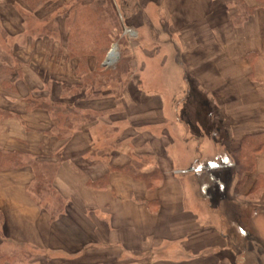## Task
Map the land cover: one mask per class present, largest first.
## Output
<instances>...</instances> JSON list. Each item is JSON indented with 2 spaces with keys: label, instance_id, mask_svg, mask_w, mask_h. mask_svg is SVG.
I'll return each mask as SVG.
<instances>
[{
  "label": "crops",
  "instance_id": "0c3cea01",
  "mask_svg": "<svg viewBox=\"0 0 264 264\" xmlns=\"http://www.w3.org/2000/svg\"><path fill=\"white\" fill-rule=\"evenodd\" d=\"M235 1L146 3L176 39L168 43L175 64L209 103L204 117L218 114L196 127L186 110L166 111L168 98L140 82L137 94L84 105V91L68 92L80 80L66 39L26 36L18 2L0 0V153L25 161L0 167L1 255L13 264H229L225 230L240 214L241 261L264 264V3L244 0L256 10L235 25ZM28 99L79 110V126L59 137L54 111L28 107ZM90 110L102 114L88 122L82 115ZM251 134L262 136V147L252 166L242 158L239 168ZM33 161L53 167L60 205L51 190L42 199L30 190ZM206 187L211 206L200 203Z\"/></svg>",
  "mask_w": 264,
  "mask_h": 264
},
{
  "label": "rangeland",
  "instance_id": "374dc122",
  "mask_svg": "<svg viewBox=\"0 0 264 264\" xmlns=\"http://www.w3.org/2000/svg\"><path fill=\"white\" fill-rule=\"evenodd\" d=\"M16 1L18 2L19 6V16L22 20L21 24L24 25L23 27L27 31L26 36L37 37L48 27H51L52 29L55 28L58 31L60 30V38L54 36L46 37H50L55 40L66 39V18L63 13L61 14L59 12H63V10L68 6H70L74 11V0ZM83 2L95 4L97 6L104 5L102 7H107V9L111 8L114 13H118V15L120 14L118 20L121 26L120 31L117 29L118 27L115 24L117 22V15H114L113 18L107 15L105 19L108 29H111V31H114V33L118 35L117 39L111 41V45L107 50L106 55L104 57L102 56L98 62L96 61L95 56H89L90 67L94 69L97 64V66L99 65V68H101V72H104L106 70L114 71L119 65L117 68V74L114 75L112 72H110L109 75H107L109 82H112L115 86V93L124 94L131 90L132 94H137L140 91L138 89V84L140 82L142 84H140L139 87L142 90L159 92L161 95L163 94L166 98H168L166 111H170L172 112L171 114H173V111H181L183 109L186 110V112H188V118L196 123V127H204V124L206 122L207 127H209L212 124L213 118L216 121H219L217 113H215L213 116L204 117V114H207L209 112L210 106L208 102H206V100L202 99V95H200L198 90L196 89V84L193 83V81L191 82L189 79H187L186 71L183 70V68L180 70L178 65L175 64L173 51L168 43L170 42V40L175 41L176 39L173 36L167 35L168 28L166 22L161 18V16L156 14V11L154 10L155 7L153 5L146 7V3L148 2V0H83ZM234 3L239 8V11L233 18V23L235 25L246 23L249 20L250 16L253 15L257 7L255 5V10L253 11V13L249 15L247 19L242 21V19H238L240 13H242L240 0H236ZM244 3L246 4V2ZM235 18L237 19L235 20ZM1 30L2 29L0 22V33L2 32ZM28 40L29 38H26V41ZM3 43L11 46L14 44V39H6L5 36L3 38ZM112 49H115V52L114 55L110 58L109 56ZM161 60H164L165 62L163 66L161 64ZM100 71L99 69L97 70L98 76L99 74L100 76H103ZM182 73L185 74L186 78L184 77V75L182 76ZM74 77L76 78V80H80L76 73ZM82 90L85 93H87L88 90V95L93 92L89 89ZM185 92H188V94L190 95V99L186 100L185 97L181 101L180 98L183 94H185ZM139 96L140 95H137L136 97L139 98ZM107 101L108 100H105L106 104H112V100H109L108 102ZM83 103L84 105H88L93 102L91 100H83ZM90 106L91 105H88V107ZM198 120H200L201 123H197ZM208 121H210L211 124ZM211 131L213 133L216 132L219 137L221 136L215 127H211ZM246 137H251V139L253 138V140H257L259 144L263 140L262 136L260 135L251 134ZM237 164L238 167L241 168V162H237ZM218 184H220V187L223 189L221 191L218 190V192L220 194L223 193L225 194V196H227L228 187L225 186L226 183L224 182V180L218 181ZM194 186L195 184L192 183V188L190 190L191 198L190 200L189 197L187 198L188 204L190 206L194 205L193 203H195L196 201V188H194ZM203 186L204 184L201 185V187ZM204 191L206 194L204 196L201 195L200 203L203 204V202H205L208 205V187H206ZM211 205L212 204L208 206ZM233 206L240 207L241 204L238 200H234ZM240 226V214H234L233 228L231 230H225L230 238L228 239V247L231 248L227 252H231L228 253V255H230V260L233 259V264H244L242 263L240 257L242 251L241 231L239 228ZM255 232L256 230H254V234ZM222 252L223 251L219 253ZM252 252L255 254L253 247ZM230 260H227L228 262L226 263L232 264V261L230 262Z\"/></svg>",
  "mask_w": 264,
  "mask_h": 264
},
{
  "label": "trees",
  "instance_id": "16d2710c",
  "mask_svg": "<svg viewBox=\"0 0 264 264\" xmlns=\"http://www.w3.org/2000/svg\"><path fill=\"white\" fill-rule=\"evenodd\" d=\"M258 1L264 3V0ZM74 3V11L70 6H68L63 10V12H59L61 14L63 13L66 18V46L69 51L70 58L78 60L75 73L80 78V81L75 83L71 90L68 88V92L70 91L72 94L79 95L83 93L82 89L92 90L93 92H91L89 95L88 90L87 93H85L86 100L91 101H96V99L106 97L123 98L124 94H117L114 92L115 86L112 82H109L107 77L110 72H112L114 75L117 74V68L119 65L114 71L106 70L101 72L99 65L97 66L96 64L95 68L92 69L89 64L90 55L95 56L96 61L98 62L102 56L104 57L106 55V52L111 45V41L117 39L118 35L114 33V31H111V29H108L105 19L107 15L112 18L114 15H117V22L115 24L118 27L116 28L120 31L121 26L118 21L120 14L118 15V13H114L111 8L107 9V7H102L104 5L97 6L95 4L84 3L83 0H74ZM240 4L242 6V13H240L238 19H242L243 21L253 13L255 7H250V5L245 4L243 0H240ZM236 19L237 18H235V20ZM50 28L48 27L43 33H40L39 36H54L60 38V30L58 31L55 28ZM98 69L103 74V76H100V74L98 76ZM26 101L28 103V107H44L50 109L52 113L54 111V126L58 125L56 130L58 131L59 137L63 136L62 132L60 131H68L73 126H75L76 123H78L79 126V119L81 116L79 115V110H76L75 108H70L69 106L59 108L57 106L50 105L49 102H46L45 100L28 99ZM100 114H102L101 111L90 110L89 114H84L82 116L83 118H87L88 122H92L96 120ZM72 115L73 121L71 119ZM243 143V148L237 154L238 161H241L243 158L244 161H247L248 165L252 166V162H254L255 158V152L258 149H261L263 141H261L259 144L257 140H253L251 137H246ZM32 163L34 169L36 170V179L32 185H30V190L40 199H42L43 192L49 189L55 195L54 202L57 203V205H60L62 199L57 195L56 190L52 186L53 167H51V169L42 168V166L38 167L39 162L33 161ZM23 164H25V161L21 159L19 154L0 153V167L2 168L18 167ZM240 183L241 179L238 181V185ZM0 264H13V261L9 260L8 256L0 254Z\"/></svg>",
  "mask_w": 264,
  "mask_h": 264
},
{
  "label": "bare ground",
  "instance_id": "6f19581e",
  "mask_svg": "<svg viewBox=\"0 0 264 264\" xmlns=\"http://www.w3.org/2000/svg\"><path fill=\"white\" fill-rule=\"evenodd\" d=\"M115 49H113L112 53L110 54V58L114 55Z\"/></svg>",
  "mask_w": 264,
  "mask_h": 264
}]
</instances>
